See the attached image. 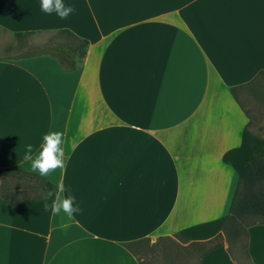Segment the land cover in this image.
<instances>
[{
  "label": "crops",
  "instance_id": "1",
  "mask_svg": "<svg viewBox=\"0 0 264 264\" xmlns=\"http://www.w3.org/2000/svg\"><path fill=\"white\" fill-rule=\"evenodd\" d=\"M63 3L66 19L41 0H0L1 31L87 41L73 68L0 57V168L33 172L27 146L35 159L57 131L65 161L44 177L47 195L18 206L0 193V264H139L131 242L175 234L183 245L222 234L199 264H238L221 225L264 157L239 97L264 70V0ZM60 182L81 209L71 220L51 210ZM247 230L250 264H264V224Z\"/></svg>",
  "mask_w": 264,
  "mask_h": 264
},
{
  "label": "trees",
  "instance_id": "2",
  "mask_svg": "<svg viewBox=\"0 0 264 264\" xmlns=\"http://www.w3.org/2000/svg\"><path fill=\"white\" fill-rule=\"evenodd\" d=\"M59 32H66L72 35L67 30ZM24 34L26 33H15V36ZM80 41L82 43L81 47L84 49L87 41ZM43 54L54 55L63 63L65 60L72 61L71 65H69L70 68L75 65L74 50L62 43L32 48L26 50L20 57ZM260 77H264V70L259 71L255 78L247 84L252 86L260 83L264 87ZM243 86L246 85L231 88L233 96H235V91ZM0 174L32 183L42 190L43 195L28 200L24 199L22 203H16L17 201L13 199L16 197L15 195L4 196L11 203L18 206H23L30 200L47 195L53 189V185L39 174L16 167L0 168ZM255 224H264V157L256 160L240 179L232 203L231 213L221 225L222 233L228 245V251L238 264H250L247 229ZM174 237L178 238V240L171 236H160L153 242L149 238H144L131 242L129 247L135 255L149 253L150 257L148 259L144 260L138 257L139 264H199L200 258L210 250L220 246L223 239L222 234H218L209 240L190 242L188 245H183L180 241H184L178 234H175ZM159 261L161 263H158Z\"/></svg>",
  "mask_w": 264,
  "mask_h": 264
},
{
  "label": "rangeland",
  "instance_id": "3",
  "mask_svg": "<svg viewBox=\"0 0 264 264\" xmlns=\"http://www.w3.org/2000/svg\"><path fill=\"white\" fill-rule=\"evenodd\" d=\"M2 41V42H1ZM62 43L75 51V60L81 59L80 43L67 36L65 33L41 32L15 36L0 30V57L19 58L26 50ZM248 90H240V102L251 118V128L257 131L264 139V87L260 83L250 86ZM18 189V190H16ZM17 192L18 196L30 198L42 194V190L25 181L0 174V193L11 195ZM21 194V195H19ZM13 195V194H12ZM145 260L150 257L149 253L140 258ZM158 263H161L159 261Z\"/></svg>",
  "mask_w": 264,
  "mask_h": 264
},
{
  "label": "clouds",
  "instance_id": "4",
  "mask_svg": "<svg viewBox=\"0 0 264 264\" xmlns=\"http://www.w3.org/2000/svg\"><path fill=\"white\" fill-rule=\"evenodd\" d=\"M41 9L45 13L55 12L60 19H66L73 11L71 6H65L63 0H41ZM62 132H51L43 137L44 143L39 154L33 159L31 153L32 145L27 146L24 159L31 161V170L38 173L41 177L48 176L51 172L65 167L64 150L61 147L63 140ZM66 191L63 182L56 185L55 198L53 199L51 210L54 215L61 211L66 214L67 219L71 220L74 214L80 212L79 206L74 207L75 197L71 194L65 196ZM48 205H45L47 210Z\"/></svg>",
  "mask_w": 264,
  "mask_h": 264
}]
</instances>
